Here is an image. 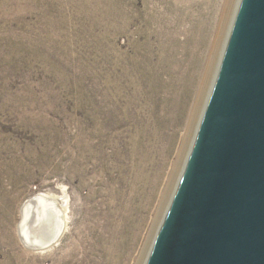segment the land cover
Masks as SVG:
<instances>
[{
	"label": "rangeland",
	"instance_id": "obj_1",
	"mask_svg": "<svg viewBox=\"0 0 264 264\" xmlns=\"http://www.w3.org/2000/svg\"><path fill=\"white\" fill-rule=\"evenodd\" d=\"M229 1L195 104L211 42L190 37L201 20L212 35L224 0H0V264H144L216 79ZM62 190L59 244L28 250L23 205Z\"/></svg>",
	"mask_w": 264,
	"mask_h": 264
},
{
	"label": "water",
	"instance_id": "obj_2",
	"mask_svg": "<svg viewBox=\"0 0 264 264\" xmlns=\"http://www.w3.org/2000/svg\"><path fill=\"white\" fill-rule=\"evenodd\" d=\"M238 2L194 143L146 264H264V0ZM42 204L45 224L58 212Z\"/></svg>",
	"mask_w": 264,
	"mask_h": 264
},
{
	"label": "bare ground",
	"instance_id": "obj_3",
	"mask_svg": "<svg viewBox=\"0 0 264 264\" xmlns=\"http://www.w3.org/2000/svg\"><path fill=\"white\" fill-rule=\"evenodd\" d=\"M224 4H222V8H221V12L219 13V19H218V22L216 25L213 26V33L212 35H208L209 38L205 39L204 38V34H205V31H206V27L205 25H208L206 20H201L199 21V25L200 26V32L198 31H194L193 32V35L192 37H190V42L191 44L195 46V43L198 42L199 40H201V43L200 45L202 44L203 46H206V40H207V43H208V39H210V42H211V45L209 47V51L207 52L208 53V58L206 60V63L205 64H202L203 65V68L201 71H198L200 77H199V89H197V93L195 95V100L193 103L197 102L198 101V97L200 95V90H202L203 88V85H204V82H206V77H208V73H210V70L212 68V64L214 63L215 59H216V53H217V49H218V45H220V35H221V32L223 27H224V24H225V20H226V16H227V11H228V8H229V0H224ZM217 16V15H216ZM210 25V24H209ZM223 26V27H222ZM209 29V27H208ZM210 34V33H208ZM207 35V33H206ZM212 37V38H211ZM197 48V47H196ZM220 50V49H219ZM196 77V76H195ZM197 79V78H195ZM197 81V80H196ZM195 85V84H194ZM205 86V85H204ZM194 88V87H193ZM191 90V89H190ZM197 104V103H195ZM173 110V109H172ZM176 111V110H175ZM171 113V112H170ZM194 113V105H193V108L190 110L189 112V115L188 116V119H187V122H186V128H185V132H184V135H183V138L182 140L180 141L181 142V148L179 147V151L176 153L177 157H176V162L178 164V162L180 161L183 152H184V146H186V141H187V134H188V131L190 128V124H191V119L192 116L191 115H195L193 114ZM174 115V114H172ZM179 116V115H178ZM175 118V117H174ZM195 119V118H194ZM169 123V122H168ZM175 126V125H174ZM170 128V127H168ZM160 129V128H159ZM167 129V128H166ZM198 131V129H197ZM197 131L195 134H197ZM168 137V136H167ZM173 137V136H172ZM196 137V135H195ZM157 140V139H155ZM167 142V148L168 150H171L172 148V142H173V139L170 137L168 140H166ZM180 146V145H179ZM192 148V147H191ZM166 149V148H165ZM173 149V148H172ZM159 151V150H158ZM165 151V150H164ZM191 151V150H190ZM168 152V151H167ZM172 153V152H171ZM185 154V153H184ZM164 155V154H163ZM169 156V155H168ZM149 157V156H148ZM188 158V157H187ZM187 158L186 160L184 161V165H182L183 167H185V163L187 162ZM148 160V159H147ZM151 161V160H150ZM154 161V160H153ZM152 164V162H151ZM154 164V163H153ZM176 164V165H177ZM181 166V168H183ZM139 168V167H138ZM158 168V167H157ZM159 169V168H158ZM184 169V168H183ZM132 171V170H131ZM154 171V169H153ZM162 171V170H161ZM161 171H158L160 173H156L155 176L150 179V180H157L158 179V182L160 181L161 177H162V174H161ZM148 172V171H147ZM141 173L140 174V177H135L137 179V181H139V179H143L141 181H145L149 178L148 173ZM152 172V171H151ZM155 172V171H154ZM181 176V175H180ZM159 177V178H158ZM157 178V179H156ZM168 179L170 178L167 177ZM181 178V177H180ZM167 179V180H168ZM162 181V180H161ZM151 182V181H150ZM157 182V183H158ZM179 184V180L178 182L176 183L175 185V188H174V192H176V189H177V186ZM151 186V185H150ZM149 186V187H150ZM157 185H155V188L157 189L156 187ZM163 186V185H162ZM143 188V187H142ZM154 189V188H153ZM143 190V189H142ZM149 191V190H148ZM174 192H172V197L170 198V200L167 202V208H169V205L170 203L172 202L173 200V197H174ZM145 193V192H144ZM155 193V192H154ZM139 195V194H138ZM143 196V195H142ZM151 197V196H149ZM138 198V197H137ZM154 200V199H153ZM68 198H67V195L65 193V191L62 190L61 194L60 195H54V194H50V193H43V194H38L36 197L32 198V199H29V202H25V204L23 205V212L21 211L22 213V221H20V227H19V231H20V234H21V240L24 239V242H25V247L27 248L28 246L29 247H32L34 248L35 250H38V251H34L36 253H44V251H48L49 249H52L54 248L55 246H57L59 244V239L62 238V235L64 234V230H65V226H66V219H67V211H68ZM148 201V200H147ZM42 202H46L48 208H53V209H56L57 210V214L56 215H53V219L48 221L46 220L47 223L44 224V219L42 218L43 217V214L45 213V209H44V206L42 204ZM152 203V199H150L149 201V204ZM128 205V204H127ZM34 212L32 213L33 215H35V221H34V225H32L33 223H31L33 229H28V227L26 226L27 225V219L29 218V215H30V212L32 209H34ZM131 210V209H130ZM129 210V212H130ZM168 211V209H167ZM166 211V213H167ZM166 213L165 215L162 217V220H161V224L160 226H158L157 230H155V234H154V237H153V240L151 241L150 243V246H149V250L146 254V259H145V262L144 264H146V261L148 259V256L150 255L151 253V250H152V247H153V243L155 242L156 240V237H157V234H158V230H160L161 228V225L163 223V218L166 216ZM32 216V215H31ZM127 223V222H126ZM44 225H47L44 227ZM59 225V226H58ZM58 226V227H57ZM30 227V226H29ZM57 228V231L55 230ZM124 228V227H123ZM46 230H49V239H46L45 237H47L46 235H44V231ZM59 232V237L58 239H55L54 237L58 234ZM44 235V236H43ZM124 237H122L123 239ZM55 239V240H54ZM53 240L55 242L54 245L52 246H49L48 247V242ZM24 245V243H23ZM113 246V245H112ZM44 249H42V248ZM143 264V263H142Z\"/></svg>",
	"mask_w": 264,
	"mask_h": 264
}]
</instances>
